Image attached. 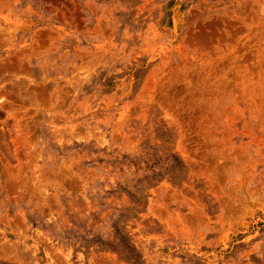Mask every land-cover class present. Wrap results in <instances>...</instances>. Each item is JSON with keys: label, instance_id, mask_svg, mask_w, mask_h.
<instances>
[{"label": "rangeland", "instance_id": "374dc122", "mask_svg": "<svg viewBox=\"0 0 264 264\" xmlns=\"http://www.w3.org/2000/svg\"><path fill=\"white\" fill-rule=\"evenodd\" d=\"M0 264H264V0H0Z\"/></svg>", "mask_w": 264, "mask_h": 264}]
</instances>
